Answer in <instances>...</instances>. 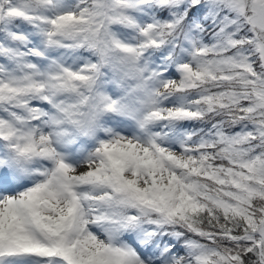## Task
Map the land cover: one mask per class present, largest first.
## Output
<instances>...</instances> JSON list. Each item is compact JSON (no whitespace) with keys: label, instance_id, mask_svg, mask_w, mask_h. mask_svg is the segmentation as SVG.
<instances>
[{"label":"snow or ice","instance_id":"obj_1","mask_svg":"<svg viewBox=\"0 0 264 264\" xmlns=\"http://www.w3.org/2000/svg\"><path fill=\"white\" fill-rule=\"evenodd\" d=\"M0 264H264V0H0Z\"/></svg>","mask_w":264,"mask_h":264}]
</instances>
